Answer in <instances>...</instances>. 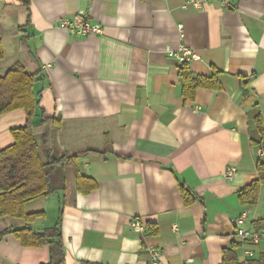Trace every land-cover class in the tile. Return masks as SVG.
<instances>
[{
    "label": "crops",
    "instance_id": "obj_1",
    "mask_svg": "<svg viewBox=\"0 0 264 264\" xmlns=\"http://www.w3.org/2000/svg\"><path fill=\"white\" fill-rule=\"evenodd\" d=\"M187 2L0 0V77L17 62L40 70L37 115L60 120L55 151L106 155L74 160L66 189L27 202V212H44L35 221L0 217V264L51 262L49 245L26 247L11 232L25 226H58L63 264H151V248L165 264H223L234 243L240 262L264 253V184L256 204L239 198L264 162L255 120L264 122V0ZM78 14L104 32L61 27ZM182 45L200 56L189 63L194 74L219 71L222 89L184 99ZM26 122L24 109L0 115V151ZM231 166L237 172L227 179ZM77 170L97 188L79 190ZM243 212L244 227L263 233L260 242L237 234Z\"/></svg>",
    "mask_w": 264,
    "mask_h": 264
},
{
    "label": "trees",
    "instance_id": "obj_2",
    "mask_svg": "<svg viewBox=\"0 0 264 264\" xmlns=\"http://www.w3.org/2000/svg\"><path fill=\"white\" fill-rule=\"evenodd\" d=\"M30 0H22L25 6ZM4 57L0 45V60ZM39 71L29 70L23 63H15L4 77H0V115L17 109H24L27 122L24 126L12 129L14 144L0 151V217L21 218L31 223L44 212L29 213L26 203L42 196H48L58 190L66 189V166L83 155H95L106 158L103 152L87 150L83 153L57 154L54 139L60 120L53 117L38 118L39 99L34 91V85L39 79ZM182 94L186 101L195 100L199 89L220 90V72L215 70L212 75H195L184 63L180 67ZM258 131L264 135V122L260 114L255 118ZM41 138V142L39 141ZM258 178L248 183L239 193L244 205H254L259 200L260 188L264 184V162L257 163ZM77 186L82 192L89 193L97 188V182L81 175L77 170ZM185 200L193 198L184 190ZM10 231V230H9ZM26 247H41L49 245L51 262L63 264L65 251L58 226L37 232L30 226L11 231ZM239 245L234 243L231 249L225 251L223 264H264V253L259 259L240 262L237 256Z\"/></svg>",
    "mask_w": 264,
    "mask_h": 264
},
{
    "label": "built area",
    "instance_id": "obj_3",
    "mask_svg": "<svg viewBox=\"0 0 264 264\" xmlns=\"http://www.w3.org/2000/svg\"><path fill=\"white\" fill-rule=\"evenodd\" d=\"M212 0H188L185 4V7L188 5L195 6L197 8H203L207 3ZM223 5L227 6L229 4V0H218ZM61 27H64L72 34L78 35H89V34H102L104 32L103 27L100 24H94L88 20L86 15L78 14L72 18H65L61 21ZM171 54H174L171 52ZM179 63H191L194 60L200 59L198 53L189 46L182 45L179 49V52L176 54ZM262 153L264 150L261 151ZM237 172L236 167H229L225 173V178L232 179L234 174ZM247 212H243L238 222L241 225L237 234L244 240H250L253 243H258L261 241L263 237V233L255 228H247L244 227L247 219ZM132 227L136 231H143L144 225L138 221L137 219H133L131 221ZM151 264H165L162 258V252L159 248H151ZM247 255H252L251 251H246Z\"/></svg>",
    "mask_w": 264,
    "mask_h": 264
},
{
    "label": "rangeland",
    "instance_id": "obj_4",
    "mask_svg": "<svg viewBox=\"0 0 264 264\" xmlns=\"http://www.w3.org/2000/svg\"><path fill=\"white\" fill-rule=\"evenodd\" d=\"M39 141L41 142V138H39ZM56 153L57 154H60V152H58V149L56 150Z\"/></svg>",
    "mask_w": 264,
    "mask_h": 264
}]
</instances>
